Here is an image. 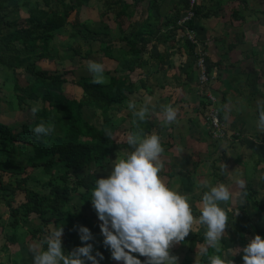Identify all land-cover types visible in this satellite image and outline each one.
I'll use <instances>...</instances> for the list:
<instances>
[{"label": "trees", "instance_id": "16d2710c", "mask_svg": "<svg viewBox=\"0 0 264 264\" xmlns=\"http://www.w3.org/2000/svg\"><path fill=\"white\" fill-rule=\"evenodd\" d=\"M88 1L0 0V66L14 74L13 81L6 80L0 85V110L2 103L11 104L15 110L24 106L32 108L28 105L29 101L43 105L33 122L16 126L0 121V212L5 210L9 216L3 222L0 215V255L8 256L0 264L11 263L7 253L10 251L9 244L17 245L21 241L33 247L44 239L50 224L64 227L62 240L66 254L85 246L77 227L83 226L93 234L94 239L88 241L93 244V255L96 252L103 254L102 260L97 257L99 264H117L111 258L110 249L103 244L101 222L96 220L98 217L90 201L95 181L99 179L92 168H107L111 157L115 160L121 154L120 150L128 147L126 142L117 140L114 126L118 113L128 108L129 96L135 93L136 85L131 82L130 76L146 65L143 59L145 29L131 37V30L124 31L121 26L120 41L125 42L129 49L121 50L124 59L120 60L115 57L109 26L103 20L100 25H94L93 21L80 19L81 9L87 7ZM125 11L123 9L117 18L123 17ZM72 15L75 16L74 21H70ZM179 19L172 21L173 32L179 28ZM68 26L72 28L71 32ZM65 33L75 43L78 39L89 41L91 45L84 56L92 54V46L98 43L99 50L106 57L118 62L113 70L114 76L110 70L104 71V83L94 84L92 73L70 81L67 75H74L73 71L51 73L38 69L37 64L42 60L66 59L55 43L57 36ZM140 44L142 47H139ZM68 51L72 60L81 56L80 46L68 47ZM65 53L71 56L67 51ZM18 71L31 75L33 81L22 85L17 78ZM141 84L145 87L144 82ZM68 85L79 87L81 96L69 95ZM41 122L54 126V132L51 135L36 134L34 129ZM139 128L147 135L152 125L146 120L139 122ZM106 129L113 131L115 139L106 137ZM136 130L134 125L129 132ZM19 147L32 150L24 165L17 161ZM30 169H36V173L29 172ZM56 169L60 170L57 175L54 172ZM12 178L15 180L11 181ZM243 191L247 192L243 206L249 203L257 212H264V200L259 198V190L254 183ZM253 224L252 231L248 224L243 227L242 238L252 232L264 238L260 220ZM20 228L26 229L31 237L29 241L26 235H18ZM46 249L47 245H42V250ZM210 256L203 253L199 264H209ZM231 257L236 260L237 255ZM138 258L144 264L146 258ZM185 264H191L189 255Z\"/></svg>", "mask_w": 264, "mask_h": 264}, {"label": "crops", "instance_id": "0c3cea01", "mask_svg": "<svg viewBox=\"0 0 264 264\" xmlns=\"http://www.w3.org/2000/svg\"><path fill=\"white\" fill-rule=\"evenodd\" d=\"M91 1L96 4L92 5ZM118 1L89 0L85 7L90 12L88 20H103L106 24L113 22L118 27L117 40L112 37L117 44L114 46L115 57L120 60L124 59L121 50L129 49L125 42L120 41L121 26L124 31L131 30V37L145 29L143 59L146 65L130 76L136 89L129 97L136 101L138 107L145 101H149L150 111L154 106L147 119L152 125L147 135L155 132L161 137L164 148L161 176L168 186L190 196L189 202L196 217L200 215L198 202L208 190L197 187L201 181L207 180L211 186L223 183L231 189L243 180L245 187L254 183V187L259 189L260 180L264 181V132L257 128L258 101H264V0H198L192 23L198 46L189 42L179 28L173 32L172 21L181 18L189 0ZM123 9L126 14L118 19ZM200 50L208 55L211 82L207 87L199 81L197 55ZM103 60L113 61L117 68L116 60L105 54L99 62ZM209 94L217 99L216 107L220 110L221 119L231 131L230 138L227 136L228 139L223 141L213 139L208 128L205 116ZM162 105H171L178 110L177 122L163 125L157 115ZM133 120L128 108L118 113L115 129L116 138L120 134L119 141L126 142V136L122 140L121 135L129 133L135 125ZM120 151L122 155L130 152L131 148L124 147ZM225 165L227 172L222 171ZM234 188L230 191L233 192ZM242 190L240 188L239 193ZM238 200L239 196L233 202L221 204L234 213L240 210L238 206L244 204ZM230 216L229 223L234 214ZM228 229L230 235L231 230ZM242 229L234 230L238 243H233L231 235L229 237L235 248L243 249L249 243L246 239L248 233L242 238ZM205 232L206 227L196 225L184 242L171 249V253H204L200 248L205 243ZM226 240L222 239L223 242ZM17 246L31 253L28 243L20 241ZM222 247L225 253L228 248L224 244ZM9 249L7 253L19 251ZM14 255L10 254L9 264L15 263ZM184 255L181 264H185L188 254ZM7 258L6 254L0 255V261Z\"/></svg>", "mask_w": 264, "mask_h": 264}, {"label": "clouds", "instance_id": "9594fccd", "mask_svg": "<svg viewBox=\"0 0 264 264\" xmlns=\"http://www.w3.org/2000/svg\"><path fill=\"white\" fill-rule=\"evenodd\" d=\"M88 70L93 75L94 84L105 81V67L101 63L88 62ZM128 109L134 117L136 131L126 135L130 152L117 156L110 174L95 181L91 191V204L95 210L99 227L104 237L103 244L111 251V258L118 264H142L139 257H145L144 264H179V258L171 254V249L193 232L194 226L206 227L205 243L202 246L205 255L213 249L217 255L209 257L210 264H234V261L221 259L223 251L221 240L229 228V216L221 203L227 204L233 199V193L223 183L211 186L207 180L197 187L207 188L198 202L200 215L194 216L190 196L179 193L168 186L161 176L164 170L161 137L153 132L143 133L139 122L146 121L154 111H150L149 101L139 107L135 100L128 101ZM39 111L33 106L31 112ZM259 119L257 128L264 132V101H258ZM163 125H170L178 120V110L171 105H162L157 114ZM38 135H51L54 126L41 122L34 129ZM107 138L115 139L111 129H106ZM227 172V165L222 168ZM245 189V182L238 181ZM247 192L239 194L240 203H244ZM239 213L237 214V216ZM81 242L85 245L65 253L63 247L64 227L49 225L44 239L30 250L33 264H99L103 254L93 255L94 239L90 229L77 226ZM47 245L42 250V245ZM242 251L244 264H264V238L256 235L243 249H229L236 255ZM134 254H138L134 255ZM225 252V256H227ZM99 257V260L97 259Z\"/></svg>", "mask_w": 264, "mask_h": 264}, {"label": "rangeland", "instance_id": "374dc122", "mask_svg": "<svg viewBox=\"0 0 264 264\" xmlns=\"http://www.w3.org/2000/svg\"><path fill=\"white\" fill-rule=\"evenodd\" d=\"M91 4L92 5L96 4V2L95 1H91ZM84 8L85 7H83L81 9V12H80V14H81L80 19L82 21L88 20V14L90 13L88 11V8H85V9ZM23 14L26 16V14L24 12H22V15ZM91 16H92V13L90 14V17ZM74 19H75V16L72 15V17H70V21H74ZM99 22L94 21V25L99 24ZM107 25H109L111 27L110 28L111 29V34L114 37V39L117 40L116 37L119 34L118 27L116 28V26H115V24L113 22L112 23H110V22L108 23L107 22ZM68 30L71 32L72 28L70 29V26H68ZM55 43L60 48L62 55L66 59L57 60V61L42 60V61L38 62V64H37V68L38 69L45 70V71H48V72H51V73H54L55 71H60V72H64V71H68V70L70 72L73 71L74 75H72V73L67 75L68 80H70V81L73 80V79L78 80V79H80L83 76H90L91 75L90 71L88 70V62L89 61H94V62L103 64L104 67H105V71L110 70L111 71V75H113L114 72H112V71L115 68L114 67L115 63L113 61L109 62V61H104L103 60V61L99 62V60L102 59L104 53L99 50L100 46H99L98 43H95L92 46L94 52L92 54H90L89 56H84L86 54V52H87L86 49L91 45V44H89V41L78 39L76 41V43H75V42H73L72 39L71 40L69 39V34L65 33L62 36H57V38L55 39ZM71 46L72 47L80 46L81 47V56H75L73 58V60H72L71 59L72 54L68 51V47H71ZM114 46H117V44H115ZM65 51L70 53L71 56H68V54L65 53ZM17 76H18L17 78L19 79V82L22 85H26L27 82L33 81V79H34L31 75L25 74L22 71H18ZM13 79H14V74H12L11 71H9L6 67L0 66V85L3 84L6 80L13 81ZM5 89L7 91H10V89L7 88V87ZM3 91L5 93H7V91H5L4 89H3ZM67 92H68L69 95H73L75 97H80L81 96L80 89L77 86L69 87V85H68L67 86ZM28 105L30 107L37 106L39 109L43 106L41 102H33V101H29ZM31 109L32 108H29L28 106H24L20 110H15L14 108H12L11 104L2 103L1 110H0V121L4 122L5 124H8V125H16V126H18L17 124L33 122L35 120V115H33V113L31 112ZM88 112L89 111L87 110V113ZM227 130H228V138H230L231 131L229 130V127L227 128ZM126 135H125V133H123L121 135L122 140L125 138ZM118 136L119 137L117 139L119 141L120 134ZM224 139H226V138H224ZM124 153H126V152H124ZM31 155H32L31 148L22 150L19 147L18 153H17V161L19 162V164L24 165L26 163L27 159ZM113 158L114 157L112 156L111 159L108 162L107 168H105V169L104 168L100 169V168H95V167L92 168L95 171V173L98 175L99 178H106L107 175L110 174V171H111V168H112V165H113V162H114ZM59 171H60L59 169H56L54 171L55 175L59 174ZM29 172L36 173V169H30ZM40 173L42 174L41 171H40ZM41 174H39V176ZM14 180H15L14 178L11 179V181H14ZM260 186L263 189H261V188L258 189L259 190L258 196H259L260 199L264 200V181L260 180ZM233 188H234V186H232V188L230 190L232 191ZM239 190H240V187L235 185V188H234V190L232 192L233 193V199L231 200L232 202L234 200H236V197L239 196V194H240ZM220 206L222 208H224L223 204H221ZM238 208L240 210L234 211V213L231 212V211H228L229 220L231 219L230 215L234 214L233 220L231 221V223H229V229H228V230H231V234H230L231 237H230L229 233L226 230L225 236L222 239L227 238L228 240H226V242H223L221 240L222 241L221 245L224 244V246H226L228 249L232 248L234 242L238 243V241H239V239L237 237V233H235L234 230H240L247 223L249 225V227H250V231H252V226L254 225L253 223L258 222L259 220H260V222H261V224H262V226L264 228V212H257L256 210H254L252 208V206L249 203H245V206H238ZM3 209L4 208H2V210ZM224 209L227 211L230 208L225 207ZM5 212H6L5 210L0 212V215L2 216L1 219L3 220V222L7 221V218L9 217L8 214L5 213ZM238 213H239V215L237 216ZM245 213H247V215ZM96 220L99 221L98 218ZM249 222H253V223L249 224ZM0 231H1V228H0ZM18 233H19L18 235L20 237L21 236L25 237V235H26L27 236V241H29L30 238H31L26 233V229L22 230V228H20ZM229 237L233 238V243L229 239ZM254 237H255V233L254 232H252L251 234L248 233V235H246V239H247L248 242H250ZM226 243H227V245H226ZM9 246L11 247V251H15L16 249H18L21 252V253H19V251H18V253H9V254H12V255L15 254L13 256V259L15 260L14 264H33V254H32V252L31 253H27L28 251H27L26 248H23V251H22V247L21 246H17V245H13V244H9ZM202 246L203 245H201L200 250L203 249ZM226 247H225V249H227ZM31 248L32 247H29V249H31ZM192 248H193L194 251L196 250V248H194V247H192ZM197 248H199V246ZM228 249L226 251L228 253L227 256H225V253H223V252L219 253L221 259L234 261V264L244 263L243 259H242L243 253L238 254L236 260H234L231 256L235 255V252H228ZM232 249H236V248L233 246ZM208 253L211 256L217 255V253L213 249L209 250ZM184 254H188L191 257V264H199L200 261H201V256H202L203 253H173L174 256L179 257V264H181V262L183 261V258L185 256ZM18 258H20V259H18ZM12 262H13V260H12ZM115 263L118 264V262H116V261H115Z\"/></svg>", "mask_w": 264, "mask_h": 264}, {"label": "built area", "instance_id": "2783aa9c", "mask_svg": "<svg viewBox=\"0 0 264 264\" xmlns=\"http://www.w3.org/2000/svg\"><path fill=\"white\" fill-rule=\"evenodd\" d=\"M198 0H189L185 12L179 19L177 25L184 37L193 45L198 46L199 42L196 33L191 28L196 17V8ZM207 53L205 51H198L197 67L199 70V81L203 86H209L211 82V75L209 73ZM217 99L212 95H208V106L206 112V121L208 124L211 136L216 141H220L228 136V130L225 123L221 119L220 110L216 107Z\"/></svg>", "mask_w": 264, "mask_h": 264}]
</instances>
